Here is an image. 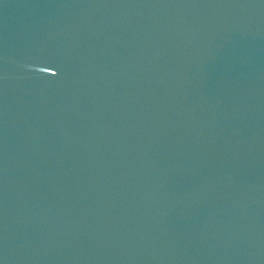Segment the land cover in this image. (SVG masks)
I'll list each match as a JSON object with an SVG mask.
<instances>
[{
  "label": "water",
  "instance_id": "95a60500",
  "mask_svg": "<svg viewBox=\"0 0 264 264\" xmlns=\"http://www.w3.org/2000/svg\"><path fill=\"white\" fill-rule=\"evenodd\" d=\"M0 264H264V0H0Z\"/></svg>",
  "mask_w": 264,
  "mask_h": 264
}]
</instances>
